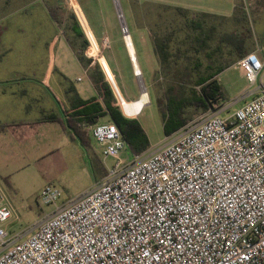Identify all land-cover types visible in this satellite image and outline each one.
Returning a JSON list of instances; mask_svg holds the SVG:
<instances>
[{
    "label": "built area",
    "instance_id": "1",
    "mask_svg": "<svg viewBox=\"0 0 264 264\" xmlns=\"http://www.w3.org/2000/svg\"><path fill=\"white\" fill-rule=\"evenodd\" d=\"M237 66L250 85L261 81L257 53ZM251 96L126 166L117 126L94 125L93 140L116 163L92 192L17 238L4 228L11 213L0 191V264H264L262 81ZM60 197L48 185L40 201L50 206Z\"/></svg>",
    "mask_w": 264,
    "mask_h": 264
},
{
    "label": "rangeland",
    "instance_id": "2",
    "mask_svg": "<svg viewBox=\"0 0 264 264\" xmlns=\"http://www.w3.org/2000/svg\"><path fill=\"white\" fill-rule=\"evenodd\" d=\"M58 1L62 9V15L68 13L71 16L73 14L78 19L79 24L81 23L80 27L85 31L84 37L87 41H90H88L87 47L89 55L95 56L92 51V38L98 46L97 56H95L98 61L99 57L102 58L101 54H105L108 56L111 66L112 58L119 65L120 71L118 66L115 65L116 70L119 71L117 80L123 92L127 96L138 97L143 88L147 91L149 95L147 105H141L140 99L136 102H131L129 107L133 115H124L128 118H133L145 106L137 121L150 140L152 148L149 152L164 146L172 139L164 134L162 109H160L157 101V96L161 97L163 95L165 83L172 81V79L162 76L159 87L154 85V73L158 70L159 63L145 29L147 27L150 32L152 24L147 20L146 11L150 12L153 9L152 3L169 4L197 13H209L227 17L233 14L235 5L239 4L248 16V26L252 31L253 39L247 41L246 45L254 44L253 53H257L264 60V0L260 3V0H118L125 26L132 39L142 71L138 80L134 78L127 66L125 56L127 51L116 11L117 6L115 7L116 2L114 4L113 0H72L71 4L70 0ZM74 2L78 10L75 8ZM46 4L50 7L53 3H51V0H47ZM26 5L27 0H0V22L3 20L1 25L8 29V36L5 39L4 46L13 44L14 37L12 34H14L13 32L16 28L20 27L23 30V34L21 37H15L18 38L15 42L16 45L22 46L23 44L27 45V47L44 48L45 44L49 43L53 38V26L47 23L38 7L29 10L30 13L27 14L18 12L19 8ZM78 5L82 6L93 30L98 31L100 34L99 43L95 40ZM17 19L19 22L15 24ZM244 27V25L241 27L236 36L231 31L223 29V38L233 41V43L242 44L245 37ZM15 35L18 36L17 34ZM13 60L18 62L20 57L15 56ZM217 80L221 86L223 99H219L217 103L214 102L208 113L203 114L191 109L190 112H194V122H198L203 116L208 114L232 113L245 102L250 101L252 98L251 94L255 92L256 87L259 86L261 81L264 83V71L257 86L250 85L245 78L244 70L237 66L224 71L218 76ZM125 103L127 104V102ZM167 109L168 107L163 108L166 115L169 113ZM187 114L190 115L189 109ZM91 148L95 156L103 163L105 169L107 171L111 170L116 160L105 158L102 147L94 140L91 142ZM119 157L122 165L126 166L132 160L133 154L126 147ZM47 164L48 162L46 163L44 160L39 163L0 164V191L3 194L5 206L11 213V217L4 225V228L11 236L17 238L28 236L46 217L52 215L57 209L68 205L71 201L92 192L105 179V175L102 176L100 171L93 173L91 167L83 166L76 170L71 169L58 173L56 163ZM48 185L56 187L61 192V197L55 205L46 206L40 201L41 191Z\"/></svg>",
    "mask_w": 264,
    "mask_h": 264
},
{
    "label": "crops",
    "instance_id": "3",
    "mask_svg": "<svg viewBox=\"0 0 264 264\" xmlns=\"http://www.w3.org/2000/svg\"><path fill=\"white\" fill-rule=\"evenodd\" d=\"M46 3L47 0H27V5L18 9V12L27 14L30 13L29 10L38 7L47 23L53 26V38L45 44L44 48L27 47L23 44L22 46L16 45L15 42L18 38L15 37H21L23 34L20 27L16 28L14 34H12L14 37L13 44L4 46L8 29L1 25L3 20L0 22L2 27L0 37V164L39 163L44 160L46 163L48 162L47 165L56 163L58 173L71 169L76 170L83 166L90 168V155L80 139L73 134V130L87 133L91 148V142L93 141L92 127L97 124L113 123L107 107H118L121 112L122 109L98 59L88 54V46L82 51L85 45L84 42L87 41L84 37V29H81L82 38L75 41L76 48L72 47L70 42L75 37V33L71 30V26L74 21L68 13L62 15L58 0H51L53 4L50 7ZM78 6L95 40L99 43L100 34L98 31L93 30L82 6ZM235 8L236 5L231 16L222 17H233ZM49 9H57L58 14L56 17L63 18L61 25L55 22ZM18 22L17 19L15 24H18ZM145 29L149 37V30L147 27ZM17 49L18 51H16ZM133 49L140 73L139 77H141L142 71L134 45ZM126 51L128 69L134 78L138 80L135 75L134 62H132L127 47ZM154 53L157 58L155 50ZM15 56H19L20 61H14ZM101 56L107 62L123 99L130 103L138 101L141 98L142 91L138 97L127 96L117 80L120 71L119 65L112 58L111 66L108 56L105 54H101ZM115 65L118 66L119 71L116 70ZM234 66H237V63L229 68ZM158 71L159 68L154 73V85H156L155 74ZM219 75L215 77V80L218 79ZM107 85L112 95L108 92ZM110 96L113 97L112 100ZM159 97L157 96V98ZM199 112L204 114V112ZM193 113L190 112L191 115ZM140 114L128 118L122 112L126 119L136 121ZM52 117L55 120H49ZM193 118L194 114L184 127L168 138H173L186 126L196 123Z\"/></svg>",
    "mask_w": 264,
    "mask_h": 264
},
{
    "label": "trees",
    "instance_id": "4",
    "mask_svg": "<svg viewBox=\"0 0 264 264\" xmlns=\"http://www.w3.org/2000/svg\"><path fill=\"white\" fill-rule=\"evenodd\" d=\"M151 5L153 9L150 12L146 11L147 20L152 24L149 38L160 65L159 71L155 74V83L159 87L162 76L172 79L165 83L163 95L157 100L162 109L164 134L170 137L192 119V115L187 114L188 109L189 113L191 109L206 113L214 102L223 99L221 86L215 77L253 53L254 44L246 45L247 41L253 39L252 31L248 26V16L239 4L231 18L197 13L169 4L152 3ZM74 6L77 9L76 4ZM49 10L55 22L61 25L63 18L56 17L57 9ZM70 17L74 21L71 30L76 37L70 44L76 48L75 41L82 38L83 34L75 15L72 14ZM243 25L245 37L242 44L223 38V29L231 31L236 36ZM1 32L0 26V37ZM88 34L91 37L89 31ZM91 41L93 55L97 56L98 46L92 38ZM84 44L83 50H79L84 51L89 43L85 41ZM99 61L102 67L109 71L105 59L99 57ZM106 88L112 95L108 85ZM110 97L112 100L113 97ZM165 107H168L167 115L163 111ZM121 108L125 115H133L129 104L124 103ZM107 111L133 155L149 152L151 149L149 138L136 120L126 119L118 107L109 106ZM49 120L55 119L52 117ZM73 134L80 139L89 153L93 173L100 171L102 176L106 177L108 171L90 148L87 133L73 130Z\"/></svg>",
    "mask_w": 264,
    "mask_h": 264
},
{
    "label": "bare ground",
    "instance_id": "5",
    "mask_svg": "<svg viewBox=\"0 0 264 264\" xmlns=\"http://www.w3.org/2000/svg\"><path fill=\"white\" fill-rule=\"evenodd\" d=\"M70 2H71V4H72V0H70ZM114 2H116V5H115V6L118 7L117 9H118V11H119V20H120V22L122 23L123 28H124V30H125V29H126V26H125L124 18H123V16H122V12H121L120 7H119L118 0H114ZM72 6H73V5H72ZM73 9H74V8H73ZM80 24H81V23H80ZM84 32H85V31H84ZM88 41H89V40H88ZM124 41H125V44H126V47H127L128 51H129V54H130V56H131V59L133 60L132 62H134V66H135L136 72L139 73V69H138V67H137V63H136V61H135L133 44H132L131 38H130V36H129L128 30H126L125 33H124ZM89 42H90V41H89ZM90 44H91V43H90ZM88 54H89V51H88ZM90 56H92V55H90ZM99 56H100V55H99ZM92 57H95V56H92ZM95 58H96V57H95ZM102 58H103V57H102ZM102 58H101V59H102ZM99 64H100V62H99ZM100 66H101V68H102V70H103V72H104V74H105L107 80L110 82V84H111L113 90L115 91L116 95L118 96V99H119V101H120V103H121V106H122L126 101L123 99V97H122V95H121V92H120V90H119V88H118V85H117V83H116V81H115L114 76L112 75V73H111L110 70L107 71L104 67H102L101 64H100ZM148 101H149V99H148V95H147L145 89L143 88V90H142V94H141V98H140V104H141V105H146V104L148 103ZM127 104L130 105V102H127ZM142 109H143V108H142ZM142 109H141V110H142ZM140 112H141V111H140ZM140 112L137 113L135 116H137L138 114H140Z\"/></svg>",
    "mask_w": 264,
    "mask_h": 264
},
{
    "label": "water",
    "instance_id": "6",
    "mask_svg": "<svg viewBox=\"0 0 264 264\" xmlns=\"http://www.w3.org/2000/svg\"><path fill=\"white\" fill-rule=\"evenodd\" d=\"M113 1H114V0H113ZM114 4H115V2H114ZM115 7H116V6H115ZM116 11H117L118 18H119V11H118L117 7H116ZM120 24H121V28L123 29V25H122L121 22H120ZM137 76L139 77V76H140V73H137Z\"/></svg>",
    "mask_w": 264,
    "mask_h": 264
}]
</instances>
